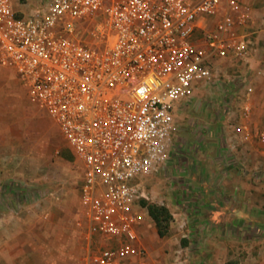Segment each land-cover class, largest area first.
Wrapping results in <instances>:
<instances>
[{
  "label": "built area",
  "instance_id": "built-area-1",
  "mask_svg": "<svg viewBox=\"0 0 264 264\" xmlns=\"http://www.w3.org/2000/svg\"><path fill=\"white\" fill-rule=\"evenodd\" d=\"M252 11L246 0H47L21 12L0 0V65L22 80L82 163L78 225L102 243L89 264H148L144 180L167 166L183 104L222 83L225 63L252 67ZM255 73L264 75V65ZM242 82L237 101L224 102L232 149L241 135L253 137L242 121L255 86ZM257 136L264 142V129ZM240 166L264 178V166ZM171 224L191 240L188 217ZM196 248L178 246L172 263L195 264Z\"/></svg>",
  "mask_w": 264,
  "mask_h": 264
},
{
  "label": "rangeland",
  "instance_id": "rangeland-1",
  "mask_svg": "<svg viewBox=\"0 0 264 264\" xmlns=\"http://www.w3.org/2000/svg\"><path fill=\"white\" fill-rule=\"evenodd\" d=\"M14 1L20 7L30 9L43 5L47 0ZM261 65H264V54L260 60L259 66ZM246 68L241 63H225L222 66V83L200 87L193 99L179 109L177 121H191L193 134L201 135L211 128L209 122L213 118L227 114L224 102L237 101L238 92H244L242 80L252 79L255 86L252 97L255 106L262 101L258 125L264 127V87H256L258 80L264 83V75L260 76L255 72L247 74L244 71ZM0 92L4 101L11 104L8 110L4 107L2 109V115L8 123L3 125L0 132V241L8 249L11 236L16 238L17 233L20 234H17L19 240L26 238L24 240L34 242L37 241V235L49 234L55 252L64 250L62 253L70 262L74 261V264L77 261L88 262V254L98 250L101 244L94 237L89 252L83 234V231L87 233L86 229L78 225L81 217L80 160L66 143L56 124L30 99L25 84L12 70H2ZM253 125L256 126L254 123L251 126ZM174 176V168L167 166L147 177L144 180L149 198L147 201L166 206L170 202V187L175 181ZM19 199L22 201L18 204ZM26 219H30L32 227L28 228L33 231L23 235ZM176 228L175 224H171L169 233L164 237L153 232L151 244L157 250H153L152 255L156 260L164 261L162 252L168 254L186 244L188 238ZM152 229L155 230V226ZM8 253L9 249L7 252L2 250L0 244V255L8 256ZM36 255L24 248L21 252L22 258L33 259ZM240 256L243 255L231 253L229 260H238ZM207 262L200 263L209 264Z\"/></svg>",
  "mask_w": 264,
  "mask_h": 264
},
{
  "label": "crops",
  "instance_id": "crops-1",
  "mask_svg": "<svg viewBox=\"0 0 264 264\" xmlns=\"http://www.w3.org/2000/svg\"><path fill=\"white\" fill-rule=\"evenodd\" d=\"M246 1L253 7L246 30L252 35L257 48L252 67L246 66L244 71L254 73L264 54V0ZM13 5L21 12L30 10L29 7H20L14 0ZM2 70L10 71L0 65V77ZM263 85L264 83L258 80L256 87H264ZM260 103L255 106L253 101L250 117L242 121L253 131V137L244 141L241 135L237 140L236 149H232L233 131L226 120L227 114L213 118L209 122L211 128L199 136L193 134L191 121H177V136L167 165L174 168L175 181L171 184V198L166 206L177 219L189 218L187 231L191 240H186L185 245L189 242L196 243L197 248L192 257L195 264L207 261L209 264H226L231 253L237 252L243 255L238 259L240 264H264V178L260 180L253 173L244 172L240 166V161L245 162L250 170L264 166V142L257 136V131L264 129L258 125ZM3 107L8 110L11 104L4 101L0 92V132L3 125L8 123L2 115ZM253 123L256 124L255 127L251 126ZM21 201L19 199L18 204ZM27 221L24 222L23 235L33 231L28 228L32 227L30 219ZM154 226L155 230L152 229ZM154 231L158 233L155 222L149 215L142 225V243L150 251L148 264H173L174 251L168 254L162 252L164 261L153 257L152 251L157 250L153 247L154 244H151ZM17 234L16 238L11 236L9 240L8 256L0 255V264L75 263L70 262L62 253L64 250L55 252L52 249L49 234L37 235L36 242L24 240L26 238L19 240ZM83 234L90 252L93 238L84 231ZM0 244L1 249L7 252L6 244L2 241ZM100 244L102 246V243ZM61 247L63 248L62 245ZM23 248L37 255L33 259L22 258ZM96 250L88 254V259ZM77 264L89 263L77 261Z\"/></svg>",
  "mask_w": 264,
  "mask_h": 264
},
{
  "label": "trees",
  "instance_id": "trees-1",
  "mask_svg": "<svg viewBox=\"0 0 264 264\" xmlns=\"http://www.w3.org/2000/svg\"><path fill=\"white\" fill-rule=\"evenodd\" d=\"M144 206H147L150 216L152 217L160 237H164L169 233L171 220L173 218L172 212L165 205L157 203H150L146 200L142 201ZM226 264H240L239 260H229Z\"/></svg>",
  "mask_w": 264,
  "mask_h": 264
}]
</instances>
